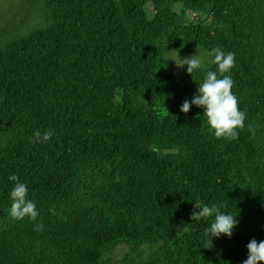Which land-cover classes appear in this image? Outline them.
Segmentation results:
<instances>
[{"label":"trees","instance_id":"obj_1","mask_svg":"<svg viewBox=\"0 0 264 264\" xmlns=\"http://www.w3.org/2000/svg\"><path fill=\"white\" fill-rule=\"evenodd\" d=\"M217 47L235 54L246 114L234 140L210 135L203 109L180 112L216 66L166 62ZM37 131L52 137L31 143ZM12 174L36 221L10 215ZM196 203L237 215L231 238L207 248L213 218L191 220ZM252 239L264 241V0H0V264H242Z\"/></svg>","mask_w":264,"mask_h":264},{"label":"clouds","instance_id":"obj_2","mask_svg":"<svg viewBox=\"0 0 264 264\" xmlns=\"http://www.w3.org/2000/svg\"><path fill=\"white\" fill-rule=\"evenodd\" d=\"M207 63L216 66V71H207L203 81L198 84L197 90L192 99L184 100L180 107L181 113H188L190 108L203 109L202 117L207 131L216 139L234 140L237 138L238 129L244 127L246 114L238 107V99L232 92L233 80L230 72L235 67V54L226 52L217 47L207 53ZM179 59V58H178ZM180 66L186 67V72L191 74L201 70L205 66V59L192 55L185 59H179ZM52 137L51 131L41 134L39 131L33 133L31 143L38 144L48 142ZM14 182L9 192L11 200L10 215L16 220H23L25 217L36 221L39 212L36 204L27 198L28 185L20 182L16 174L7 178ZM195 211L191 220H202L213 218L210 226L206 229L207 245L211 247L212 240L221 236L231 238L233 230L238 226L237 215L222 212L216 204L201 205L194 204ZM43 225L36 223L34 230L41 231ZM247 257L242 264H264V241L257 242L255 239L246 245Z\"/></svg>","mask_w":264,"mask_h":264},{"label":"rangeland","instance_id":"obj_3","mask_svg":"<svg viewBox=\"0 0 264 264\" xmlns=\"http://www.w3.org/2000/svg\"><path fill=\"white\" fill-rule=\"evenodd\" d=\"M172 9L178 14L179 5L175 4L172 7ZM189 17L192 18V16H189ZM192 55H197L201 58H204L206 63H207V60L209 59L207 57V51L202 50V49H194L190 53H178L175 51L169 52L166 56V62H167V65H168L170 70L179 71V70H182V69L187 67L186 65L184 67H178V66H180V60L179 59H185V58H188Z\"/></svg>","mask_w":264,"mask_h":264}]
</instances>
